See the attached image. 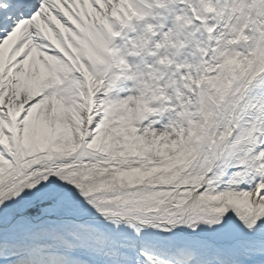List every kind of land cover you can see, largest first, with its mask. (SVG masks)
I'll list each match as a JSON object with an SVG mask.
<instances>
[{"label":"snow or ice","instance_id":"snow-or-ice-1","mask_svg":"<svg viewBox=\"0 0 264 264\" xmlns=\"http://www.w3.org/2000/svg\"><path fill=\"white\" fill-rule=\"evenodd\" d=\"M79 3L98 12L105 5L112 8L107 0L104 5L97 0ZM199 6V0H173L168 10H160L158 21H134L127 30L117 26L115 31L108 25V33L117 38L112 51L119 53L118 65L128 69L123 87L134 93L137 70L149 72L165 62L167 51L161 44L169 33H175L171 37L174 43L187 44L176 56L177 64L193 47L187 33L195 41H206L205 60L211 61L222 26L211 18V11L201 18L193 17L192 9ZM46 8L49 14H45ZM78 11L68 3H63V8L52 7L49 0H0V44L6 43L21 24L41 20L49 31L38 35L37 27L29 28L40 60L49 66L67 63L69 45L75 44L68 34H80ZM185 15L192 19L181 33L177 21ZM62 33L67 34V43ZM28 39L25 37L8 53L5 78L12 74L21 82H30L33 70L38 71L36 48L23 46ZM184 72L181 69L177 79ZM48 96V90L30 89L19 96L16 102L21 110L11 117L9 98L5 96L0 103V119L5 122L0 128L4 137L0 167L8 172L0 180V264H264V125H260L261 131L250 133L249 142L236 147L241 130L255 127L245 123L250 118L243 116L227 140L212 152L206 146L210 160L200 179L194 184L185 180L184 187L174 194L177 198L169 202L137 206L126 201L160 189L104 192L87 187L89 181L70 175L72 169L61 170L80 153L53 162L33 159L20 133L28 132L37 140L45 134L40 116ZM103 100L125 102L119 93L114 97L98 93L97 102ZM169 120L167 115L161 118V130ZM103 122L104 114L98 111L88 125L89 131L102 128ZM86 140L91 147L94 136ZM89 160L95 167V160ZM181 192L184 198H179Z\"/></svg>","mask_w":264,"mask_h":264},{"label":"rangeland","instance_id":"rangeland-1","mask_svg":"<svg viewBox=\"0 0 264 264\" xmlns=\"http://www.w3.org/2000/svg\"><path fill=\"white\" fill-rule=\"evenodd\" d=\"M86 2L90 4V0H86ZM97 2L103 4L104 0H97ZM171 2L173 0H161V3L155 4L150 10L149 19L158 21L161 18L160 10H168V5ZM228 2L229 0H215L213 4L212 0H199L200 6L192 9L193 17L201 18L211 11L214 13L211 18L216 21V24L221 26L226 22L229 30L232 26L231 23H235L237 19H239L240 24V21L247 15L249 6L247 0H235L232 7ZM59 6L61 7V5ZM189 6L191 7V5ZM223 7H225V10ZM73 9L74 11L79 9L77 14L85 23L96 21L104 14V12H98L90 6L86 7L84 14L79 0H76ZM191 19L192 17H187V15L178 19L177 28L181 33L183 29L190 26ZM44 27L45 30L37 33L38 35L49 31L45 22ZM222 30L220 36L223 34ZM77 31L80 33L79 36L74 33L68 34L72 36L75 44L69 45L71 55L67 57V63H65L72 69L74 75L67 85L59 89L48 90L49 96L46 98L40 116L42 124L46 125L47 122L49 124V120L51 122L54 120L57 126L60 127L53 132L52 129H48L38 140L30 133L22 132L24 134L23 141L27 138L31 140V143L25 141L23 144L31 149L29 154L33 158L41 155H53L57 159L70 152L80 153L78 165L89 157L104 159V162L110 168H117V164H120V162L131 161L145 167L168 163L169 168L164 174L163 186L159 188V192L164 195L161 203L177 198L174 194L184 187L185 180L194 184L204 174L203 170L210 160L205 151L206 146L207 151L212 152L223 139L230 135L232 128L230 116L235 103L234 97L229 91L227 92V88L229 86L228 81L231 82L233 76L236 75L237 68L231 69V79L226 80L225 68L235 64V58L230 50L226 52L224 47L221 46L224 45L226 34L221 38L220 47L223 48L220 50L218 45L214 48L215 55L213 58L219 56L218 59H214L211 70L208 72V61L205 60L207 55L206 41H195L191 33L185 34L187 39L194 41L193 47L183 61L177 64L176 56L180 49L186 47L187 44L186 41L174 43L171 37L175 33H169L161 44V47L167 51V55L164 57L165 62L149 72L142 69L137 70L136 90L134 93H130L126 87L122 86L127 80L128 69L118 65L117 56L119 53L114 54L112 51L115 42L111 41L112 37L108 30L101 33V37L96 44L97 52H91L87 55L82 50L84 45L81 33L84 34V27L81 24L79 25V21L77 22ZM62 35L65 36V42L67 43V34L62 33ZM53 38L55 39V37ZM31 47L33 46L31 45ZM85 58L91 63L92 68H86ZM35 61L38 68L34 76L38 79L36 88L46 90L42 84V72L45 66L43 61L40 60L39 47L36 48ZM7 63L8 59H6L4 65L1 64L0 80H3V72ZM46 66H48L47 69L59 68L64 66V62ZM181 69H185V72L177 79L176 74ZM77 73L80 74V77H83L82 80L77 76ZM85 73H88V75H85ZM16 79L18 80L19 77L9 74L6 88L3 90V87L0 86V91L3 90V94L8 91L9 96H11V92L15 91L18 100L20 95L27 94V90H25L27 79L23 81V88L18 92L13 90L15 88L13 81ZM56 79L60 80L57 76ZM161 81H165V83H161ZM105 85L109 86L105 87ZM93 90L97 95L103 93L106 97L119 93L120 98L122 95L124 96L120 100L125 102L113 101L109 103L107 100H103L99 103L102 108L101 111H105L106 120L99 130L98 139L96 137L91 142L92 146L89 147L85 135L75 126L74 119L69 117L70 121L73 122L69 123L67 118L62 117L63 113L59 111L58 106L61 99L73 97L74 100H77L75 102L77 109L84 108V111H86L89 109V95L94 94L92 93ZM256 96L253 94L252 98ZM114 102L116 106L118 102L121 103V112L111 110ZM54 110L57 111V116L52 120L50 116L53 115ZM166 115L170 116V120L161 130V118ZM245 115L250 118V121L245 123L250 122L255 127L241 130L240 136L235 142L236 147L249 142L252 138L250 133L257 132L260 124L259 117L257 118L251 114ZM84 116L81 118L83 119ZM240 119L236 118L235 122ZM80 122L79 125L82 127ZM236 127H239L237 123H235ZM45 144H47V148H45ZM79 168V170L72 173L73 176H78L81 180L89 182L97 180H95L94 174L88 175L82 169L83 167ZM61 169H64V167H61ZM6 175H8L6 169L0 172V180ZM184 196L185 193L181 192L179 198H184ZM139 199H142V197L140 196ZM134 201L135 198L132 197L127 202L135 204Z\"/></svg>","mask_w":264,"mask_h":264},{"label":"bare ground","instance_id":"bare-ground-1","mask_svg":"<svg viewBox=\"0 0 264 264\" xmlns=\"http://www.w3.org/2000/svg\"><path fill=\"white\" fill-rule=\"evenodd\" d=\"M254 2V8L256 17L252 21V23H249L251 21H248L246 23L247 32H242L241 35L235 36L230 40V44L233 46V50L236 53L237 59L235 60L234 66H227L225 68V79L230 80L231 78V69L237 68L238 73V79L236 82L234 81L235 76H233L231 82L228 81L229 87L227 88V92L231 90V87L233 91L237 90L239 93L235 95V107L233 108L230 116V122L232 123V130L235 127V120L236 118H242L243 116H246L245 114H252L248 110V102H254V104L258 103V106H255V109H260L263 118H264V104H259L258 100L262 98L264 95V79H261V74H264V0H253ZM235 0H229L228 4L230 7L234 6ZM225 10V7H223ZM249 20V19H248ZM247 21V20H246ZM226 22L223 23L222 31L223 34L217 39V45L218 48L221 50L223 47H220L221 45V38L227 34V24ZM239 19L236 20V22H232V27H238L239 25ZM251 24V25H250ZM39 26V25H36ZM29 36L31 34L29 33ZM32 39V38H30ZM222 46V45H221ZM239 48V50H238ZM241 48V49H240ZM227 49V48H226ZM228 52V50H226ZM219 56V55H218ZM218 56L212 57L211 61H208L209 69L208 72L211 70V65L214 61V59H218ZM230 56V55H229ZM2 63V59L0 57V64ZM225 64V63H224ZM90 66L89 63L86 64V67ZM47 68V66L45 67ZM89 68V67H88ZM34 74L36 73V70H33ZM57 72L58 76L60 77L59 83L57 82V79L55 77V74L53 72ZM53 70H46L43 73V79L45 83V89H59L62 86L67 85L73 76V71L67 67L66 65L63 67H55ZM33 77L31 81L29 82L26 80L25 83V90L27 92L30 89L36 88L37 86V80ZM8 79H4L2 84L7 86ZM61 83V85H60ZM23 88V82L21 80L15 81V90L17 92ZM15 92V91H14ZM3 92L0 93L2 95ZM257 95L255 98H252V95ZM111 97H114V94L110 95ZM124 96L122 95L120 99H123ZM76 99V98H75ZM95 101L93 103V107L98 108L99 103L97 102V96L93 98ZM11 101L14 103L15 99H11ZM77 100H74L73 97H68L66 99H61L58 109L60 112L63 113L62 117L67 118L68 122H70V118L74 119L75 123L81 121L85 114L84 108H78L77 104H75ZM10 103V102H9ZM116 103L112 105L111 110L113 112H121L122 106L121 103L118 102L117 106ZM57 110V106H56ZM57 111H55L54 117L57 116ZM256 116V115H255ZM257 117V116H256ZM258 118V117H257ZM48 123V122H47ZM70 125V124H69ZM177 150V149H176ZM77 155L76 153H67L61 158L57 159H67L71 156ZM37 162H40L41 160L53 162L56 160V158L53 155H41L33 158ZM96 162V166L92 167L91 162L89 161V158L84 159L83 163L79 162V156L75 161H73L69 165L61 166L64 167V169H72V172L70 175H72L73 172L76 170H79V167H83L88 173V175L94 174V177L96 181L89 182L87 184V187H91L94 190L97 191H104V192H119L121 189L124 188H142L143 190L147 189H159L162 188V183L164 182V174L168 171V163L165 165H158V166H142L139 165L135 161L131 162H120V164H117V168H110L107 166V164L104 162V159L96 158L93 159ZM115 177V179H113ZM105 184V187H100L101 183ZM111 185V186H109ZM141 195H133L132 197L135 198L134 203L137 206H143L148 204H157L159 205L161 203V199L163 198V194L160 192H148L145 191V194L142 195V199H139ZM118 198V197H117ZM148 200V202H147ZM130 201V200H128ZM127 202V201H126ZM139 203V204H137ZM155 210V209H154Z\"/></svg>","mask_w":264,"mask_h":264}]
</instances>
